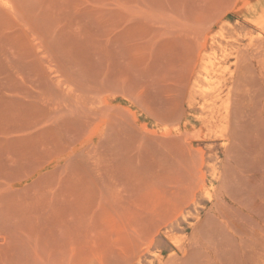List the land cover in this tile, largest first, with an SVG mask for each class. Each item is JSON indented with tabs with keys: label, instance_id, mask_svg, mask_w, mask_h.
Returning a JSON list of instances; mask_svg holds the SVG:
<instances>
[{
	"label": "rangeland",
	"instance_id": "374dc122",
	"mask_svg": "<svg viewBox=\"0 0 264 264\" xmlns=\"http://www.w3.org/2000/svg\"><path fill=\"white\" fill-rule=\"evenodd\" d=\"M0 264H264V0H0Z\"/></svg>",
	"mask_w": 264,
	"mask_h": 264
},
{
	"label": "bare ground",
	"instance_id": "6f19581e",
	"mask_svg": "<svg viewBox=\"0 0 264 264\" xmlns=\"http://www.w3.org/2000/svg\"><path fill=\"white\" fill-rule=\"evenodd\" d=\"M44 59V58H43Z\"/></svg>",
	"mask_w": 264,
	"mask_h": 264
}]
</instances>
